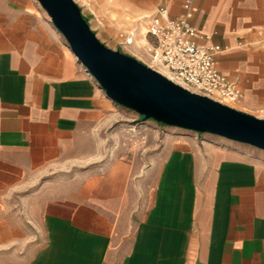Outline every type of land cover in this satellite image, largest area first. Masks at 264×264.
Listing matches in <instances>:
<instances>
[{
    "label": "crops",
    "instance_id": "crops-1",
    "mask_svg": "<svg viewBox=\"0 0 264 264\" xmlns=\"http://www.w3.org/2000/svg\"><path fill=\"white\" fill-rule=\"evenodd\" d=\"M159 2L148 15L179 14ZM191 25L222 48L236 105L264 106V0H196ZM115 107L35 0H0V264H264V155L177 140L152 169Z\"/></svg>",
    "mask_w": 264,
    "mask_h": 264
},
{
    "label": "water",
    "instance_id": "water-1",
    "mask_svg": "<svg viewBox=\"0 0 264 264\" xmlns=\"http://www.w3.org/2000/svg\"><path fill=\"white\" fill-rule=\"evenodd\" d=\"M78 63L114 105L165 127L208 134L264 152V119L175 85L133 57L105 47L73 0H35Z\"/></svg>",
    "mask_w": 264,
    "mask_h": 264
},
{
    "label": "built area",
    "instance_id": "built-area-1",
    "mask_svg": "<svg viewBox=\"0 0 264 264\" xmlns=\"http://www.w3.org/2000/svg\"><path fill=\"white\" fill-rule=\"evenodd\" d=\"M80 11L87 5L73 0ZM196 0H179L180 12L171 16L166 7H157L140 21L144 29L119 30L117 45L127 49L134 45L136 60L190 93L206 97L231 107L241 102L244 94L234 79L216 68V57L222 48L212 43V36L202 34L191 25ZM89 11V9H88ZM91 17L93 15L91 13Z\"/></svg>",
    "mask_w": 264,
    "mask_h": 264
},
{
    "label": "rangeland",
    "instance_id": "rangeland-1",
    "mask_svg": "<svg viewBox=\"0 0 264 264\" xmlns=\"http://www.w3.org/2000/svg\"><path fill=\"white\" fill-rule=\"evenodd\" d=\"M80 4L87 5L93 15L89 27L96 38L107 48L119 51L122 54L133 57L126 50L120 49L116 43V29L124 27L131 30L139 19L146 17L149 12L160 2L156 0L150 4H136L122 0H79ZM37 4V3H36ZM39 12L49 21L44 11L37 4ZM86 11V13H90ZM90 13V16H91ZM134 58V57H133ZM231 108L258 119H264V106L258 108H246L241 105H231ZM118 121L115 128L140 131V136L133 139L132 145L136 156L140 158L151 155V168L159 164L162 155L169 150L177 140L191 141L202 158H214L225 156L253 159L256 155H264V152L239 143L227 141L223 138L208 134H196L176 128L165 127L153 121L141 122V117L136 113L122 107H115ZM154 158V160H153ZM149 188V187H148Z\"/></svg>",
    "mask_w": 264,
    "mask_h": 264
}]
</instances>
